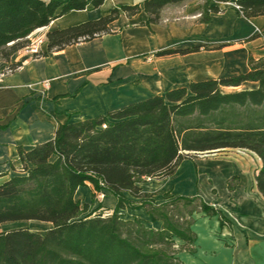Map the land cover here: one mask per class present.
I'll use <instances>...</instances> for the list:
<instances>
[{"label":"trees","instance_id":"trees-1","mask_svg":"<svg viewBox=\"0 0 264 264\" xmlns=\"http://www.w3.org/2000/svg\"><path fill=\"white\" fill-rule=\"evenodd\" d=\"M185 0H143L112 8L97 19L46 32L47 51L59 50L110 32L120 13L144 11L149 25L160 20L166 5ZM203 0L200 21L221 11ZM104 0H0V58L23 48L37 28L72 10L97 8ZM238 15H264V0H234ZM163 49L165 56L198 50ZM41 54H46V52ZM20 62L11 63L13 68ZM257 83L250 89L222 92L221 86ZM222 148H244L261 160L255 175L264 197V56H248L245 72L168 89L91 118L59 123L54 136L30 149L18 147L20 165L0 170V228L3 224L48 222L44 232L18 225L0 230V264H183L177 252L191 249L195 212L230 221L222 211L196 194L158 203L141 185L147 178L172 175L180 161ZM236 176L228 180L234 188ZM109 191L116 199L104 215L100 206L88 211L75 198L79 186ZM129 196L140 199L152 221L124 219L119 213ZM168 196L166 195V198ZM177 240L182 241L178 243Z\"/></svg>","mask_w":264,"mask_h":264},{"label":"crops","instance_id":"crops-1","mask_svg":"<svg viewBox=\"0 0 264 264\" xmlns=\"http://www.w3.org/2000/svg\"><path fill=\"white\" fill-rule=\"evenodd\" d=\"M142 1L104 0L97 8L87 6L57 17L31 35L97 19L114 7ZM201 11L202 0L166 5L160 20L149 25L142 24L147 19L144 11L132 16L120 13L108 24V33L59 50L47 51L44 43L42 53L46 54L22 59L19 69L0 78V170L16 173L10 165H20L18 147L30 149L52 138L59 123L104 114L187 86L192 80L245 72L249 55L255 59L264 56V15L246 18L238 15L234 6H227L202 22ZM196 46L199 49L195 51L155 55L163 49ZM256 86L244 81L239 86H221L220 90L233 92L222 88ZM260 167L261 160L253 151L222 148L184 158L172 175L141 184L158 203L198 194L230 221L221 223L216 215L195 212L191 249L176 254L183 264H264V197L255 182ZM232 176L237 180L229 190ZM94 192L87 183L77 188L75 198L91 206ZM93 198H99L109 213L116 203L107 190L103 197ZM129 199L119 210L124 219L139 217L147 227H161L162 221H152L139 198Z\"/></svg>","mask_w":264,"mask_h":264},{"label":"rangeland","instance_id":"rangeland-1","mask_svg":"<svg viewBox=\"0 0 264 264\" xmlns=\"http://www.w3.org/2000/svg\"><path fill=\"white\" fill-rule=\"evenodd\" d=\"M202 4H203V0H202ZM213 4L218 5L220 9H223L224 7H227V6H233L234 0L214 1ZM50 30L51 29H49L48 31H50ZM43 32H45V30H42L40 33H43ZM38 34L39 33H36L35 35H32V37L37 36ZM27 40H28V42L26 43V45L30 42L29 38ZM44 43H47V40ZM44 43H43V45H44ZM21 52H22V48L20 50H18L17 52H15L14 54H12L9 57L8 60L0 58V72L6 71L7 68L10 67V65L12 63L11 61H13V59H15V57L19 56L21 54ZM222 89H223V91H226L227 89L230 90V91H237L238 90V89H235V88H222ZM149 179L148 178L145 179V182L149 181ZM95 191H96V193L94 192V194L92 195V205L89 206L87 204L88 205V211L92 210L93 208L91 209V207L93 205H95V202H97L95 207H97V206L103 207L99 211H102L104 215L109 214V212L107 211L106 207L104 208V206L99 202V198H97L96 200L93 198L94 195H98V197H103L105 189L100 188V189L95 190ZM101 193H102V196H99V194H101ZM104 210H105V212H104ZM18 225H27L30 229L38 231V232H44L47 228L51 227V224L48 223V222L28 221V222H25V223L3 224L1 226V228H0V230L1 229H5V228H9V227H13V226H18Z\"/></svg>","mask_w":264,"mask_h":264},{"label":"built area","instance_id":"built-area-1","mask_svg":"<svg viewBox=\"0 0 264 264\" xmlns=\"http://www.w3.org/2000/svg\"><path fill=\"white\" fill-rule=\"evenodd\" d=\"M233 6L234 8H238V5L235 3L233 4ZM31 33L28 35L30 42L25 47L22 48L21 54L17 56V59L14 62H12V63H15V62H20V63L14 66L13 68L8 67L6 71L0 72V78L4 76L5 73H8L12 70L19 69L23 62L22 59L34 58V57L39 56L42 53V45L46 41L45 32L40 33L34 37H32ZM44 84L47 85L48 82L46 81ZM99 196H102V193L99 194Z\"/></svg>","mask_w":264,"mask_h":264}]
</instances>
